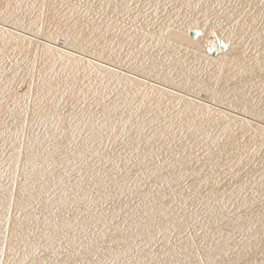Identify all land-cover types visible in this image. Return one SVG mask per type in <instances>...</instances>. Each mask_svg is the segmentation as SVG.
Returning a JSON list of instances; mask_svg holds the SVG:
<instances>
[{"label": "bare ground", "instance_id": "obj_1", "mask_svg": "<svg viewBox=\"0 0 264 264\" xmlns=\"http://www.w3.org/2000/svg\"><path fill=\"white\" fill-rule=\"evenodd\" d=\"M0 264H264V0H0Z\"/></svg>", "mask_w": 264, "mask_h": 264}]
</instances>
